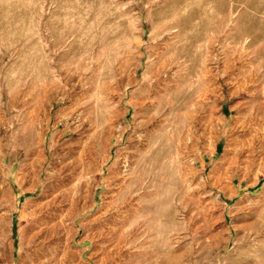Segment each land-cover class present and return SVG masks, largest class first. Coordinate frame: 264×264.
Listing matches in <instances>:
<instances>
[{
    "label": "rangeland",
    "instance_id": "1",
    "mask_svg": "<svg viewBox=\"0 0 264 264\" xmlns=\"http://www.w3.org/2000/svg\"><path fill=\"white\" fill-rule=\"evenodd\" d=\"M0 264H264V0H0Z\"/></svg>",
    "mask_w": 264,
    "mask_h": 264
}]
</instances>
